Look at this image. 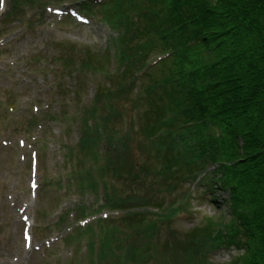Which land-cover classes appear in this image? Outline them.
<instances>
[{"label":"trees","instance_id":"obj_1","mask_svg":"<svg viewBox=\"0 0 264 264\" xmlns=\"http://www.w3.org/2000/svg\"><path fill=\"white\" fill-rule=\"evenodd\" d=\"M81 1L82 10L113 36L104 50L86 51L79 62L63 56L55 64L60 71L100 76L87 105L78 103L81 90H75L74 115L68 117L77 126L78 152L91 161L94 151L103 162L100 168V161L93 162L68 185L99 193L95 167L103 180V207L123 211L120 223L98 220L99 229L109 231L98 240V264L154 262L159 255L155 221H167L188 206L190 191L175 200L135 195L139 204L128 208L131 195L121 197L111 187L103 169L110 167L112 155L122 154L133 126L150 155L151 166L141 164L140 174L160 191L171 194L189 182L202 187L205 199L216 202L213 191L228 195L227 216L205 218L185 233L182 264H212L208 254L231 246L241 254L223 264H264V0ZM28 2L38 4L35 14L43 17L49 4ZM22 4L15 0L14 8ZM119 171L126 172L122 167L113 172ZM167 181L173 185L168 189ZM145 206L163 214L134 211ZM92 230L86 226L77 234L91 236ZM108 241L119 254L106 256ZM89 243L94 248L95 241Z\"/></svg>","mask_w":264,"mask_h":264},{"label":"rangeland","instance_id":"obj_2","mask_svg":"<svg viewBox=\"0 0 264 264\" xmlns=\"http://www.w3.org/2000/svg\"><path fill=\"white\" fill-rule=\"evenodd\" d=\"M14 1L3 0L0 5V264H98V240L106 238L109 231L92 225L91 236L82 233L69 241L70 226L89 223L99 216L120 218L122 212L101 208L104 186L95 167L92 175L99 193L79 191L75 182L68 185V180L91 167L93 162L100 161L98 168L103 164L94 151L91 161L78 152L77 126L71 125L68 117L74 115L75 90L80 87L78 103L84 106L93 97L95 82L100 81V76L79 75L74 69L54 74L53 70L55 61L60 58L58 63H62L63 56H74L79 62V55L86 51L106 49L113 33L96 17H79L85 14L79 6L80 0H39L49 4L43 17L35 14L38 4L29 6L31 0H23L18 9L14 8ZM135 131L133 126L122 154L110 157V167H104L103 175L118 195H131L133 202L128 208L139 204L134 199L140 194L148 195L151 200L152 196L175 200L180 193L190 191L184 211L167 221H155L159 228L155 237L159 255L150 263L182 264L186 258L182 245L185 233L205 218L219 221L221 216H227L223 200L228 195L222 191L211 193L216 202L222 201L218 206L205 199L207 195L202 187H194V183L183 182L170 190L171 194L160 191L153 179L140 174L139 166L150 167L151 163ZM67 146L71 154L66 156ZM119 167L126 170L123 175L120 171L113 172ZM167 184V189L173 186L169 181ZM159 203L161 199L157 200ZM146 206L141 211L163 214L155 206ZM149 219L153 218L149 216ZM78 220L81 221L78 223ZM117 223L120 222L117 220ZM93 236L98 240L91 248L95 253L89 256L90 248L86 251L85 247ZM111 243L105 246L109 257L113 251L120 253L110 247ZM239 254L231 246L211 252L208 258L212 264H223Z\"/></svg>","mask_w":264,"mask_h":264},{"label":"bare ground","instance_id":"obj_3","mask_svg":"<svg viewBox=\"0 0 264 264\" xmlns=\"http://www.w3.org/2000/svg\"><path fill=\"white\" fill-rule=\"evenodd\" d=\"M134 211H139V212H142L141 210H139V209H135Z\"/></svg>","mask_w":264,"mask_h":264},{"label":"snow or ice","instance_id":"obj_4","mask_svg":"<svg viewBox=\"0 0 264 264\" xmlns=\"http://www.w3.org/2000/svg\"><path fill=\"white\" fill-rule=\"evenodd\" d=\"M3 4V0H0V5H2Z\"/></svg>","mask_w":264,"mask_h":264}]
</instances>
